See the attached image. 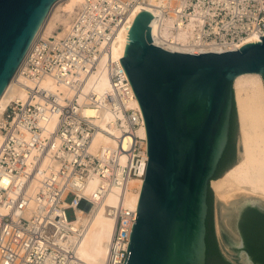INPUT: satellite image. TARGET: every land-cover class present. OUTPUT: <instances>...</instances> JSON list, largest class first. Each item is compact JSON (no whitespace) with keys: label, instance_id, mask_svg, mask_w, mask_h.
<instances>
[{"label":"built area","instance_id":"2783aa9c","mask_svg":"<svg viewBox=\"0 0 264 264\" xmlns=\"http://www.w3.org/2000/svg\"><path fill=\"white\" fill-rule=\"evenodd\" d=\"M137 5L150 7L153 17L160 13L162 42L185 34L177 47L231 51L249 36L264 35V0H83L62 37L36 38L16 78L25 100L11 101L0 114V264H85L77 255L84 228L71 226L76 208L91 213L108 196L114 197L106 205L114 230L104 264L127 263L138 199L126 201L140 192L146 137L129 81L110 54ZM99 70L108 87L96 99L83 87ZM45 80L70 94L51 91ZM88 107L108 112L115 134L88 117ZM99 131L112 144L92 147ZM68 208L74 210L72 221Z\"/></svg>","mask_w":264,"mask_h":264},{"label":"water","instance_id":"95a60500","mask_svg":"<svg viewBox=\"0 0 264 264\" xmlns=\"http://www.w3.org/2000/svg\"><path fill=\"white\" fill-rule=\"evenodd\" d=\"M57 1L0 0V97ZM151 25L152 14L134 8L118 51L147 153L126 264H205L207 195L213 204L232 110L235 143L238 134L233 82L255 73L264 85V35L231 51L184 53L154 43ZM244 203L264 210V201Z\"/></svg>","mask_w":264,"mask_h":264},{"label":"bare ground","instance_id":"6f19581e","mask_svg":"<svg viewBox=\"0 0 264 264\" xmlns=\"http://www.w3.org/2000/svg\"><path fill=\"white\" fill-rule=\"evenodd\" d=\"M60 1L62 0L56 3ZM65 1H67L66 5L59 11L62 15L60 13H55L49 22V18L47 17L33 42L39 36L43 38H60L65 34L70 25L68 18L75 13V7L79 6L83 0ZM134 8L152 11L148 6L137 5ZM153 13V25H151L152 36L156 39L154 43L159 47L184 53L218 51L213 47L193 46L185 48L175 46L176 43L179 44L184 42L185 34L182 32L174 34L167 39L169 41L171 40V44L162 42L159 39V26L162 17L157 11ZM165 23L168 25L169 21L167 20ZM60 24L63 25L61 32L57 31ZM121 31L115 35L111 43L110 57L114 61L118 60ZM160 31L162 36L166 39L168 35L166 29H160ZM254 39H256L255 36H249L242 42V45ZM24 58L0 97V114L11 101L25 100L26 90L22 84L16 82L18 70L22 66ZM44 84L49 86V89L53 92L58 93L56 90H60L65 95L70 94V91L64 90L63 87L50 85L51 82L49 80H45ZM107 87V79L99 70L87 78L83 87V93L92 92L96 99H98ZM233 91L239 132V161L217 181L211 182V189L215 199L220 202L222 206L227 204L236 205L240 202L237 201L239 198H242L241 201L243 202L249 199L264 201V86L262 78L255 73L240 75L234 79ZM85 114L93 118V121L99 127L107 130L109 133L115 134V130L107 125L110 122V115L108 112H98L92 107H88L85 110ZM141 133H145L143 129ZM112 142L113 139L111 137L99 131L93 136L92 147L99 144H112ZM136 184L137 182H132V185ZM92 187L93 185H90L88 191H90ZM227 187H231L232 189L226 191L225 189ZM137 199L138 193H132L128 197L126 204L131 201L136 202ZM112 204H114V197L108 196L99 202L91 213L83 214L76 208L77 219L72 222L71 226L74 230L79 227L84 228L82 237L78 242L77 255L85 264H104L105 262L108 243L114 230V219L107 215L106 205L110 206Z\"/></svg>","mask_w":264,"mask_h":264},{"label":"flooded vegetation","instance_id":"af4514ba","mask_svg":"<svg viewBox=\"0 0 264 264\" xmlns=\"http://www.w3.org/2000/svg\"><path fill=\"white\" fill-rule=\"evenodd\" d=\"M235 157V136L233 131H229L212 181H217L232 167ZM242 202H239L241 205L237 203L233 210L226 214L227 227L217 229L211 192H208L205 264H264V210L257 205Z\"/></svg>","mask_w":264,"mask_h":264},{"label":"rangeland","instance_id":"374dc122","mask_svg":"<svg viewBox=\"0 0 264 264\" xmlns=\"http://www.w3.org/2000/svg\"><path fill=\"white\" fill-rule=\"evenodd\" d=\"M66 3H67V1H65V0H62V1H60V2H58V3H55L54 4V6L51 8V10H50V12H49V14H48V22H49V20L55 15V13H60L61 14V12H59L60 11V9L61 8H63L65 5H66ZM78 7V6H77ZM77 7H75V9H77ZM58 11V12H57ZM75 13H76V11H75ZM74 13V14H75ZM74 14L73 15H71L69 18H68V22H69V24H70V22H71V20H72V18H73V16H74ZM62 15V14H61ZM63 17H67V16H63ZM62 24H60L59 25V27H58V30L57 31H59V32H61V29H62ZM264 86V85H263ZM236 111V110H235ZM236 118H237V115H236ZM237 125H238V122H237ZM239 132H238V134H237V139H236V157H235V165L237 164V162L239 161ZM234 165V166H235ZM211 185V184H210ZM232 188L231 187H227L225 190L226 191H230ZM211 191H212V189H211ZM212 193H213V191H212ZM71 199H72V195L71 194H68L67 196H66V198H65V202L66 203H69L70 201H71ZM241 199L242 198H239V199H237V201H241ZM217 203H219V204H217ZM234 204H227V205H221V203L220 202H218V201H216V199H215V196H214V194H213V204H212V207H213V216H214V219H215V222H216V228L218 229V228H221L222 227V229H224L225 227H227V225H226V218H228L227 217V215L226 214H228L229 213V211H231V210H233V208H234V206H233ZM65 215H66V218H67V220L68 221H72V220H74V218H75V216H74V210L73 209H71V208H68V209H66V211H65Z\"/></svg>","mask_w":264,"mask_h":264},{"label":"trees","instance_id":"16d2710c","mask_svg":"<svg viewBox=\"0 0 264 264\" xmlns=\"http://www.w3.org/2000/svg\"><path fill=\"white\" fill-rule=\"evenodd\" d=\"M229 131L230 132L233 131L234 136L236 135V123H235V113H234V110H232V116H231V122H230Z\"/></svg>","mask_w":264,"mask_h":264}]
</instances>
